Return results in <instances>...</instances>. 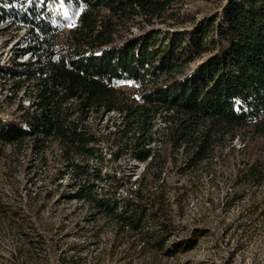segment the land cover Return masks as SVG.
<instances>
[{"label": "trees", "instance_id": "16d2710c", "mask_svg": "<svg viewBox=\"0 0 264 264\" xmlns=\"http://www.w3.org/2000/svg\"><path fill=\"white\" fill-rule=\"evenodd\" d=\"M175 2L56 0L53 13L45 0H0V22L27 28L36 43V60L22 66L37 82L18 124L0 126V141L30 139L39 153L55 144L85 225L103 220L116 238L143 233L162 198L145 183L159 181L170 160L202 166L239 130L264 139V0H226L189 31L124 37L140 22L172 26ZM64 33L68 44L58 45ZM127 158L146 164L144 177L130 196H112L127 182L103 169ZM261 173L254 164L239 169L235 185H264ZM59 263L79 262L64 255Z\"/></svg>", "mask_w": 264, "mask_h": 264}, {"label": "rangeland", "instance_id": "374dc122", "mask_svg": "<svg viewBox=\"0 0 264 264\" xmlns=\"http://www.w3.org/2000/svg\"><path fill=\"white\" fill-rule=\"evenodd\" d=\"M55 2L45 0L44 5L55 13ZM225 3L176 0L168 11L176 14L172 26L140 22L124 37L192 30ZM67 38L66 33L59 35L58 45L66 46ZM35 46L27 28L0 22V126L18 124L20 107H29L28 97H36L37 82L29 81L22 66L36 60ZM236 133L202 166L185 169L170 160L159 181L145 183L162 198L144 222L143 233L120 238L103 220L85 225L86 210L79 214L80 204L70 198L77 192L72 177H60L64 169L56 161L55 144L39 153L30 139L13 145L0 141V264H60L64 255L74 256L78 264H264V185H235L239 169L254 164L264 173V139L248 130ZM105 166L103 174L127 182L112 195L123 197L139 186L133 184L146 169L132 158ZM106 188L115 190L110 184ZM157 234L167 236L161 246Z\"/></svg>", "mask_w": 264, "mask_h": 264}]
</instances>
